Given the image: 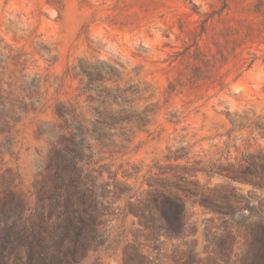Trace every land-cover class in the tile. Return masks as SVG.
I'll list each match as a JSON object with an SVG mask.
<instances>
[{
	"label": "rangeland",
	"instance_id": "374dc122",
	"mask_svg": "<svg viewBox=\"0 0 264 264\" xmlns=\"http://www.w3.org/2000/svg\"><path fill=\"white\" fill-rule=\"evenodd\" d=\"M0 88L17 106L0 127V188L33 202L62 153L105 197L84 248L42 230L54 264H146L139 252L180 264L191 251L264 264V189L217 174L264 162V0H0ZM182 165L201 171L180 180ZM213 188L233 210L199 202L223 201ZM155 189L185 200L182 239L149 233L129 206ZM26 260V247L10 256Z\"/></svg>",
	"mask_w": 264,
	"mask_h": 264
},
{
	"label": "trees",
	"instance_id": "16d2710c",
	"mask_svg": "<svg viewBox=\"0 0 264 264\" xmlns=\"http://www.w3.org/2000/svg\"><path fill=\"white\" fill-rule=\"evenodd\" d=\"M7 93V92H6ZM11 92L4 95L0 88V127H11L9 119L17 112V106L9 99ZM67 150H72L66 147ZM73 152V151H72ZM76 152V151H74ZM59 160L54 163V171L50 176V183L42 187V180L35 191L33 202L22 190H16L11 186L0 188V264H13L10 256L15 252L18 256L21 247L27 249V260L14 264H43L53 260H59L60 255L53 252L42 255V242L45 241L47 230L52 235L57 234V239H72L76 245L83 247L81 241L87 240L97 233L105 216L103 195L97 193L95 187L84 184L83 171L74 157L57 154ZM232 169H220L217 171L222 177L229 181L250 183L253 187L264 189V162L250 164L246 172L239 173L229 164ZM183 175H177L181 180L188 176H195L201 169L182 165ZM226 170V171H225ZM257 174V175H256ZM259 176L258 179L253 177ZM194 185L196 179H188ZM151 186V185H150ZM224 185H219L222 189ZM213 188L216 196L223 201L208 195H200L199 202L207 208L213 209L230 208V195ZM186 196H197L196 188H186ZM32 203L34 206H32ZM131 208L135 207V216L139 218L140 224L155 236H164L168 239H182L187 225L185 200L178 193H167L161 189L148 191L146 197L137 199L136 203L129 201ZM212 206V207H211ZM81 244V245H80ZM72 247V254L77 253V247ZM44 256V258H43ZM139 258L152 264L148 257L139 252ZM145 259V260H144ZM125 264V263H124ZM180 264H198L197 253L189 252L188 259Z\"/></svg>",
	"mask_w": 264,
	"mask_h": 264
}]
</instances>
